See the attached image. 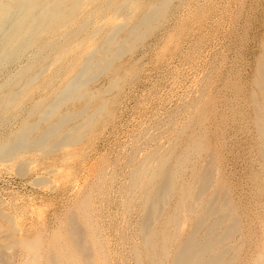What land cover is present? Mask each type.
<instances>
[{
	"label": "bare ground",
	"instance_id": "obj_1",
	"mask_svg": "<svg viewBox=\"0 0 264 264\" xmlns=\"http://www.w3.org/2000/svg\"><path fill=\"white\" fill-rule=\"evenodd\" d=\"M170 2L0 0V73L31 53V61L0 87V120L33 102L29 108L31 120L25 121L16 134L0 143V162L14 163L17 173L21 174L28 156L69 148L93 130L103 118L105 106L101 103L89 109L100 93L91 91L88 82L96 74L107 72L112 87H118L120 67L112 65L114 59L155 27ZM142 10V17L129 29L132 18ZM124 12L127 14L122 15ZM91 26L93 31L89 33ZM45 74L49 78L43 83ZM209 84L201 86L197 102L188 104L193 120L186 125L196 132L187 145L172 141L169 133L164 134L162 142L167 145L138 156L131 171L128 170L121 211L126 214L137 208L140 213L134 232L137 244H133L131 250L136 264H264V214L252 212L247 222L244 221L246 227L242 231V215L233 202L232 187L222 176L219 145L211 146L208 129L200 128L204 127V120L213 115L209 109L204 111L210 106L211 99L206 92ZM235 85L236 115L241 122L239 131L250 134V148L258 166L249 171L248 179L256 204L264 207V33L248 82ZM40 92H46L47 97L36 99ZM75 102L85 103L84 108L75 113H60L63 106L67 108ZM200 106L201 110L197 109ZM76 119L81 122L65 130V126ZM89 205L85 203L83 210L78 204L79 216L73 211L63 215L56 234L46 232L44 225L39 229H24L17 225L15 217L0 209V264H111L106 252L108 244L99 235L100 229H95L91 217L96 212L90 216L86 210ZM240 232L247 249L244 251L233 242Z\"/></svg>",
	"mask_w": 264,
	"mask_h": 264
},
{
	"label": "rangeland",
	"instance_id": "obj_2",
	"mask_svg": "<svg viewBox=\"0 0 264 264\" xmlns=\"http://www.w3.org/2000/svg\"><path fill=\"white\" fill-rule=\"evenodd\" d=\"M142 1L144 3L145 0ZM151 1L158 3V0ZM151 1L146 0L144 4H151ZM168 6L167 13L164 12L150 32L143 34L141 41L139 38L132 48L121 51L114 59L112 65L120 67L121 72L117 75L120 78L118 87H112L107 72L96 74L88 82L91 91L100 93L99 99L89 109L101 103L105 106L103 118L92 132H88L83 140L79 139L72 148L28 156L26 160L32 162L25 163V170L21 174L17 173L14 163L0 162V209L15 217L17 225L19 223L24 229H39L44 225L46 232L56 234L62 216L70 211L76 212L78 204L84 210L87 203L90 204L86 207L90 216L96 212L91 216L95 229H100L99 235L109 245H106V252L110 263L136 264L135 254L131 250L132 245L137 244L134 232L138 228L136 225L140 221V213L137 208L130 209L126 214L121 211L124 182L138 156L160 145H167L162 142L163 136L170 134L172 141L179 140L180 145H187L189 138L196 132L193 127H188L193 114L187 107L197 102L200 90L207 82L210 84L206 92L211 100L210 106L204 111L209 109L213 115L207 117L202 123L204 127L200 128L208 129L211 146L219 145L217 149L218 154L221 153L222 176L227 181L225 183L232 187L233 202L242 215V231L249 215L251 217L254 212L264 214L262 204H256L248 179L249 171L258 166L250 148V134L239 131L241 122L236 115L237 100L234 95L235 84H246L253 70L264 33V0H171ZM142 13L143 10L136 17L133 16L129 29L134 27ZM92 31L93 26L89 28V33ZM30 57L31 53L3 70L0 73V87L27 65L31 61ZM48 78L47 74L43 75L41 82L45 83ZM56 79L60 80L59 75ZM214 96L216 98L212 99ZM45 97L46 92H40L35 98L39 100ZM32 103H26L0 120V143L16 134L25 121L31 120L29 108ZM83 106V102L71 103L67 108L63 106L60 113H75ZM197 109L201 110V106ZM232 119L234 121H230ZM70 122L65 130L78 125L81 120ZM180 122L185 126L182 123L179 125ZM91 171H94L92 175ZM76 213L79 216V211ZM238 235L233 242L242 251L247 250L241 241V232Z\"/></svg>",
	"mask_w": 264,
	"mask_h": 264
}]
</instances>
